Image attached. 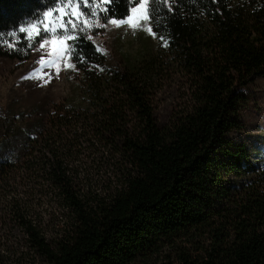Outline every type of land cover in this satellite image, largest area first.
<instances>
[{
  "label": "trees",
  "instance_id": "16d2710c",
  "mask_svg": "<svg viewBox=\"0 0 264 264\" xmlns=\"http://www.w3.org/2000/svg\"><path fill=\"white\" fill-rule=\"evenodd\" d=\"M55 6L0 0V33ZM151 7L155 45L140 58L114 61L72 30L80 97L30 125L0 112V229L46 264H133L166 247L182 264H264V159L227 137L264 77V0ZM0 39V57L23 62L41 38Z\"/></svg>",
  "mask_w": 264,
  "mask_h": 264
},
{
  "label": "rangeland",
  "instance_id": "374dc122",
  "mask_svg": "<svg viewBox=\"0 0 264 264\" xmlns=\"http://www.w3.org/2000/svg\"><path fill=\"white\" fill-rule=\"evenodd\" d=\"M56 7V6H55ZM54 7V8H55ZM77 11L87 12V7L78 6ZM70 10L66 7L63 12H54L44 20L42 27L48 26L52 21L53 26L57 22L64 23ZM126 18V17H125ZM84 19V17H80ZM79 23V21H77ZM101 24H104L100 21ZM150 23L135 30L126 25L119 28L108 24L106 28L87 30V37H91L93 43L99 48L105 47L114 61L128 59L133 61L150 51L155 40L146 29ZM74 30L71 25L57 31L58 36L69 35ZM51 33L43 32L42 36L51 37ZM67 42L65 48H67ZM44 61H55V66L45 64ZM66 63H72L70 56L61 58L53 55L51 43L44 49L40 48V42L33 49L29 59L20 62L16 59L0 57V112L4 114H23V123H40L45 120L53 103L63 100H73L80 97V74L77 68H68ZM59 68V71H57ZM24 77H28L25 79ZM244 91L248 97L247 105L239 112V120L242 124L240 130L231 132L227 137L232 141H241L249 148L253 160L256 163L264 158V77H260L249 83ZM168 102L164 101V105ZM163 114V110H160ZM180 245V242H178ZM181 247L191 255L195 254L193 246ZM175 248L166 247L161 254L145 260H138L133 264H182L178 261ZM0 264H46L28 244L25 243L20 230L0 229Z\"/></svg>",
  "mask_w": 264,
  "mask_h": 264
},
{
  "label": "snow or ice",
  "instance_id": "6c2138e0",
  "mask_svg": "<svg viewBox=\"0 0 264 264\" xmlns=\"http://www.w3.org/2000/svg\"><path fill=\"white\" fill-rule=\"evenodd\" d=\"M114 0H56V7H49L42 13V17H37L31 21H29L26 25H21L18 30L12 31L9 33H0V38L3 37H16L19 33H24L27 41L35 40L37 37H40V48L44 49L49 43L52 45L53 55L63 60L64 57H68L69 54H72L78 62H83L86 60L79 52H73V48L71 45H68L65 48V44L68 40L75 41L77 39L76 36L63 35L58 36L57 31L59 29H65L67 25H71V27L76 30L78 33H84L87 39L91 40V37H87V30L89 28L94 30H99L101 28H106L108 24L114 25L116 27H120L122 25H126L131 27L132 29H136L138 26L143 27L144 24L150 23L151 20L154 19L152 16V7L153 4H165L169 3L175 4L176 0H135L134 6L130 9L129 14L126 18H117L115 16L109 15V7ZM87 7L88 11H77L78 6ZM70 10L68 18L64 20L63 24L57 22V26L54 27L52 21H48L47 27H42L44 24V20L47 19L54 12H63L65 8ZM171 11V8H169ZM80 17H84V19H80ZM103 19L105 21L104 24H101L100 21ZM79 21V23H77ZM153 36L157 34L153 31L152 27H148L146 29ZM43 32L51 33V37L42 36ZM159 39L165 41L166 38L163 36H159ZM0 42H4L0 39ZM9 47H13L12 44L9 43ZM95 47V46H94ZM42 62L47 64H52L55 66V61H44L42 58ZM66 67L74 68L75 66L71 63H66ZM59 71V68H57ZM27 79L28 77H24ZM2 147V146H0Z\"/></svg>",
  "mask_w": 264,
  "mask_h": 264
}]
</instances>
